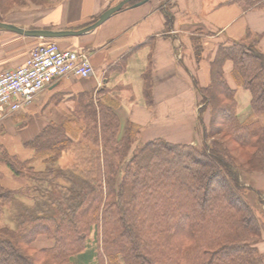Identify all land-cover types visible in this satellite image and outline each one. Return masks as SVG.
Wrapping results in <instances>:
<instances>
[{"label": "trees", "instance_id": "obj_1", "mask_svg": "<svg viewBox=\"0 0 264 264\" xmlns=\"http://www.w3.org/2000/svg\"><path fill=\"white\" fill-rule=\"evenodd\" d=\"M49 2L0 0V11ZM258 2L244 8L264 7ZM257 44V38L220 44L209 83L199 87L193 80L199 112L202 105L211 112L201 148L163 139L137 143L133 125L120 133L115 105L90 99L26 143L30 159L0 146V220L9 208L15 222L0 224V264H77L72 258L85 251L92 232L100 264H264L256 246L264 209L252 207L244 191L258 201L262 193L241 182L242 170L264 172V54ZM193 46L199 60L204 47ZM226 62L236 86L250 93L245 122L236 116ZM216 135L248 153V169ZM39 236L53 245L31 248Z\"/></svg>", "mask_w": 264, "mask_h": 264}, {"label": "crops", "instance_id": "obj_2", "mask_svg": "<svg viewBox=\"0 0 264 264\" xmlns=\"http://www.w3.org/2000/svg\"><path fill=\"white\" fill-rule=\"evenodd\" d=\"M122 1L50 0L45 6L0 11V22L24 30L79 31ZM256 1L259 5L258 0H134L87 33L53 39L0 29V74L26 65L46 41L63 50L86 52L94 71L87 79L55 80L30 104L0 118V146L22 160L30 159L32 152L25 144L48 125L74 116L89 99L115 105L120 133L133 125L137 143L163 139L193 144L200 107L193 80L199 87L209 83V62L218 46L257 38L264 54V7L244 8L246 2ZM194 42L204 47L199 60ZM231 69L226 62L224 76L235 89L236 116L245 122L251 116L250 93L236 86ZM252 182L263 199L264 172ZM13 184L7 182L9 187Z\"/></svg>", "mask_w": 264, "mask_h": 264}, {"label": "built area", "instance_id": "obj_3", "mask_svg": "<svg viewBox=\"0 0 264 264\" xmlns=\"http://www.w3.org/2000/svg\"><path fill=\"white\" fill-rule=\"evenodd\" d=\"M93 74L86 52L63 50L55 43L40 45L26 65L0 74V118L30 104L55 80L68 76L87 79Z\"/></svg>", "mask_w": 264, "mask_h": 264}, {"label": "rangeland", "instance_id": "obj_4", "mask_svg": "<svg viewBox=\"0 0 264 264\" xmlns=\"http://www.w3.org/2000/svg\"><path fill=\"white\" fill-rule=\"evenodd\" d=\"M47 5V4H46ZM27 6H30L33 7V6H36V5H30L28 4ZM26 7H15L16 9H25L27 8ZM38 6V5H37ZM44 6V5H43ZM2 8H4V6H2ZM3 12H5L4 10L5 9H2ZM47 43H52V41H46L45 44ZM195 44V42L193 43ZM193 50H194V46H192ZM209 53V52H208ZM204 87V86H202ZM246 91V90H244ZM248 92V91H246ZM200 106V105H199ZM210 109L209 107H206L205 105H202V111L201 112H198V116L196 118V123H197V132H198V138L197 140L192 144V145H195L197 147H202L205 143H206V140L204 138V129H208V126H209V123H210V118H211V114H210ZM201 114V115H200ZM199 115H200V120H199ZM259 122L264 126V116H261L259 117ZM215 140H219V141H222L224 142L226 145H227V148L230 152V154L232 155V157L235 159V161L241 165L243 168L242 169H248V166H247V155L248 153H245L244 151H242L239 147L236 146V144L234 142H232L230 139H228V137H225V136H222V135H216L214 137ZM207 142H209L207 140ZM258 173L260 172H247L246 170H242L241 171V182L244 186H247V185H251L252 187V180H254V176L258 175ZM262 173V172H261ZM257 180V179H255ZM254 185V184H253ZM244 191L245 193V197L248 201V203H250V205L253 207H258V208H264V198L261 199L258 201L256 198H255V195L254 193H252L251 191ZM260 201H263L262 202V207L260 206L259 202ZM260 206V207H259ZM12 210H9V208H5V211H4V214L3 216L1 217V220H0V224L3 226H8V227H15V222L11 219V212ZM264 220V219H263ZM96 233L95 232H92L90 234V236L88 237V240H87V244H86V249L85 251L82 253V254H79V255H76L72 258V261L74 263H77V264H100L98 261H97V246L99 245V241L97 239V235H95ZM38 238H41L40 240L44 241V243H41V241L37 244V243H33L30 247L31 248H34V249H40L42 247H51L53 245L52 241L47 239L46 236H39ZM263 243H264V233L262 235V238L258 240L256 246L259 250L260 253L264 254V252H262V248H263ZM27 254H32V252L28 251Z\"/></svg>", "mask_w": 264, "mask_h": 264}, {"label": "water", "instance_id": "obj_5", "mask_svg": "<svg viewBox=\"0 0 264 264\" xmlns=\"http://www.w3.org/2000/svg\"><path fill=\"white\" fill-rule=\"evenodd\" d=\"M132 0H123L116 6L106 10L99 19L92 24L91 26L79 30V31H52V30H24L20 27L0 22V29L8 30L11 32H15L24 36H30V37H40V38H46V39H53V38H60L64 36H78L84 33H87L91 31L92 29L96 28L100 24H102L105 20H107L111 15L114 13L120 11L126 4L131 2Z\"/></svg>", "mask_w": 264, "mask_h": 264}]
</instances>
